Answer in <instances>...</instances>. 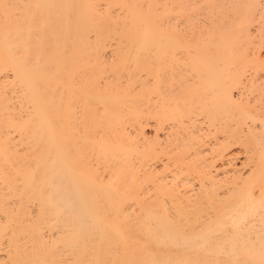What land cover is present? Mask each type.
Listing matches in <instances>:
<instances>
[{
	"label": "bare ground",
	"instance_id": "bare-ground-1",
	"mask_svg": "<svg viewBox=\"0 0 264 264\" xmlns=\"http://www.w3.org/2000/svg\"><path fill=\"white\" fill-rule=\"evenodd\" d=\"M0 264H264V0H0Z\"/></svg>",
	"mask_w": 264,
	"mask_h": 264
}]
</instances>
